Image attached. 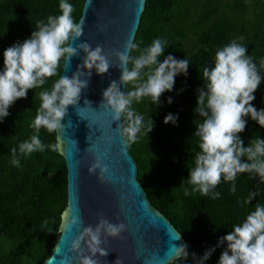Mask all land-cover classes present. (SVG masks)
Here are the masks:
<instances>
[{"label": "trees", "instance_id": "1", "mask_svg": "<svg viewBox=\"0 0 264 264\" xmlns=\"http://www.w3.org/2000/svg\"><path fill=\"white\" fill-rule=\"evenodd\" d=\"M68 2L73 4V16L79 21L85 0ZM178 5L179 0H147L135 41H142L140 47L144 48L158 37L165 38L168 44L160 61L167 55L188 58V74L176 77L174 89L162 94L159 106L150 97H144L142 105L134 102V109H144L145 124L151 118L154 127L149 134L145 130L128 148L138 165V180L152 205L172 222L188 245L189 259L178 264H196L192 253L202 257L207 249L217 245L220 237L233 230L234 224L241 223L257 203H264V184L248 173L238 175L235 194L230 191L231 182L224 181L214 189L220 192L219 199L199 193L184 194L182 181L189 178V168L194 166L195 153L199 151V138L193 134L196 123L203 121L194 112L197 89L204 86L201 73L204 67L214 66L218 48L240 37L249 55L255 56L256 61L264 58V35H244L243 24L217 16L220 9L215 4L199 11L197 19L191 22V9L185 6L177 11ZM227 7L241 11L242 15L249 10L245 0H231ZM58 14L59 0H0V70L6 48L30 38L37 21ZM188 31L193 36L190 47L185 43ZM62 71L63 64L58 76L50 78L43 88H51ZM43 88L29 90L27 98L18 100L9 109L10 115L0 121V264H43L55 248L67 209V166L60 152L32 153L20 158L19 168L10 163L11 148L34 133L31 124ZM254 95L253 105L257 110L264 108V82ZM169 113L178 115L176 125L164 123ZM246 119L247 127L239 135L248 146L255 134L264 139V128L250 116ZM56 136L41 129L40 138L45 144L57 142ZM253 191L258 195L251 204L243 203ZM226 246L217 247L205 264H218Z\"/></svg>", "mask_w": 264, "mask_h": 264}, {"label": "clouds", "instance_id": "2", "mask_svg": "<svg viewBox=\"0 0 264 264\" xmlns=\"http://www.w3.org/2000/svg\"><path fill=\"white\" fill-rule=\"evenodd\" d=\"M92 6L93 0H86V7ZM59 10L60 14L37 21L30 38L16 42L3 52L0 121L10 115L9 109L18 100L27 98L29 90L43 88L50 78L58 76L62 64L66 71L72 59L84 53L82 64L71 77L60 75L51 88H43L39 92L41 103L31 124L34 133L11 148L10 163L16 168L21 167L20 158L35 152L51 150L63 154L59 141L60 133L65 129L63 121L68 116V108H78L81 93L89 86L93 69L98 75L109 72L113 67L111 57L117 59L116 66L122 74L119 82L111 81L103 91L101 106L111 111L112 122L123 118V123H119L115 130L123 138L121 153L125 155L127 148L137 142L145 130L149 134L154 127L151 118L145 124L144 116L133 108L134 102L139 103L144 97H150L151 102L159 106L162 94L174 89L176 77L188 74V58L177 59L167 55L163 62L160 61L168 44L165 38L158 37L144 48L140 47L142 41L128 40L124 44V51H105L103 46L93 48L87 42L74 47L75 41L83 35L85 18L81 17L79 21L74 18L75 8L68 0H59ZM242 40L243 37L233 39L218 48L214 66L204 67L201 73L204 86L197 89L198 100L194 112L203 121L196 123L193 134L199 138V151L195 153L194 166L189 168V178L181 184L185 195L199 193L202 197L219 199L221 194L214 189L222 181L231 182L230 191L235 194V181L243 173L251 174L253 179L258 177L259 183L264 184V139L255 134L245 146L239 135L245 131L249 116L264 128V108L257 110L252 103L256 99L254 93L264 82V58L256 61L255 56L248 54L247 46L240 42ZM133 52L138 55H132ZM85 68L87 72L83 71ZM121 84L125 85L127 91L120 90ZM172 102L169 97L168 103ZM178 118V115L169 113L164 123L176 125ZM41 129L49 134H57V142L45 144L40 138ZM91 150L90 146L87 151ZM97 170L101 183L112 181L108 175L109 167L100 156L95 157L88 169L89 174H96ZM257 195L258 192H250L243 203L250 205ZM69 222L72 225L82 224L79 216L71 218V221L69 218L63 226L65 230ZM126 229L122 222L112 223L107 218H101L95 227H83L72 242L71 251L78 255L79 264H101L99 257L108 255L102 245L108 238H121ZM232 229L219 238L215 247L207 249L202 257L197 258V254L192 253L196 264H205L216 248L225 244L227 246L218 264H264V203H257L254 210L241 223L234 224ZM179 239L180 236L176 238ZM167 254L171 257L169 264L187 261L188 245L172 244ZM45 264L49 262L45 261ZM115 264L123 262L117 259Z\"/></svg>", "mask_w": 264, "mask_h": 264}, {"label": "water", "instance_id": "3", "mask_svg": "<svg viewBox=\"0 0 264 264\" xmlns=\"http://www.w3.org/2000/svg\"><path fill=\"white\" fill-rule=\"evenodd\" d=\"M146 1L93 0V6L87 8L85 0L81 15L85 18L84 32L73 46L87 42L93 48L101 45L105 51H124L126 41H135ZM83 56L81 52L79 57H74L66 71L63 66L61 75L71 77L82 64ZM111 60L113 67L107 74L98 75L92 70L78 108L69 106L68 116L63 121L65 129L60 133L59 142L67 166V209L55 248L45 260L49 264H79L78 255L71 251L72 242L83 227H95L101 218L127 226L121 238H108L102 245L108 255L99 257L97 254L101 264H115L117 259L123 264H169L171 257L167 253L172 244L186 243L172 222L152 205L138 180V165L129 148L126 155L121 153L123 138L115 129L123 123V118L112 122L111 111L101 106L103 91L111 81L119 82L122 74L116 66L117 59L111 57ZM120 90L126 91L125 85L121 84ZM90 146L92 150L87 151ZM97 156L108 165L111 182L101 183L99 170L89 174L88 169ZM76 216L81 218L82 224L69 222L65 230V221Z\"/></svg>", "mask_w": 264, "mask_h": 264}, {"label": "rangeland", "instance_id": "4", "mask_svg": "<svg viewBox=\"0 0 264 264\" xmlns=\"http://www.w3.org/2000/svg\"><path fill=\"white\" fill-rule=\"evenodd\" d=\"M231 0H179V5L176 7L177 11H182L183 7L188 6L191 9V16L188 22L197 19L199 11L211 6L217 5L220 9L217 16L223 15L232 20H236L243 24L246 34L252 35H264V0H245L249 5V10L246 15H242L241 11H234L227 7ZM189 36L186 38L185 43L187 47L191 46L193 41L192 31H188ZM143 104V99L139 102V105ZM142 110L135 109L138 114L142 115ZM151 179H154V175H150ZM7 247V246H6Z\"/></svg>", "mask_w": 264, "mask_h": 264}]
</instances>
